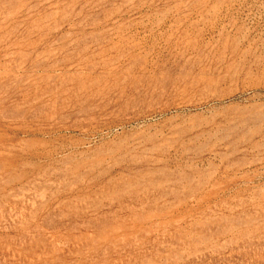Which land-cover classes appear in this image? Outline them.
<instances>
[{
    "label": "rangeland",
    "instance_id": "rangeland-1",
    "mask_svg": "<svg viewBox=\"0 0 264 264\" xmlns=\"http://www.w3.org/2000/svg\"><path fill=\"white\" fill-rule=\"evenodd\" d=\"M0 264H264V0H0Z\"/></svg>",
    "mask_w": 264,
    "mask_h": 264
}]
</instances>
